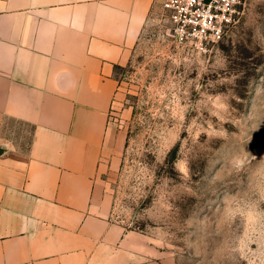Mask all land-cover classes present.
I'll return each instance as SVG.
<instances>
[{
	"label": "rangeland",
	"instance_id": "1",
	"mask_svg": "<svg viewBox=\"0 0 264 264\" xmlns=\"http://www.w3.org/2000/svg\"><path fill=\"white\" fill-rule=\"evenodd\" d=\"M116 77L124 148L105 191L113 219L147 237L148 264H264V0H241L207 46L155 5ZM8 136L29 145L19 126Z\"/></svg>",
	"mask_w": 264,
	"mask_h": 264
},
{
	"label": "crops",
	"instance_id": "2",
	"mask_svg": "<svg viewBox=\"0 0 264 264\" xmlns=\"http://www.w3.org/2000/svg\"><path fill=\"white\" fill-rule=\"evenodd\" d=\"M160 2L0 0V264H148L103 175L124 148L116 71Z\"/></svg>",
	"mask_w": 264,
	"mask_h": 264
},
{
	"label": "built area",
	"instance_id": "3",
	"mask_svg": "<svg viewBox=\"0 0 264 264\" xmlns=\"http://www.w3.org/2000/svg\"><path fill=\"white\" fill-rule=\"evenodd\" d=\"M241 0H161V17L180 41L219 43L238 21Z\"/></svg>",
	"mask_w": 264,
	"mask_h": 264
}]
</instances>
